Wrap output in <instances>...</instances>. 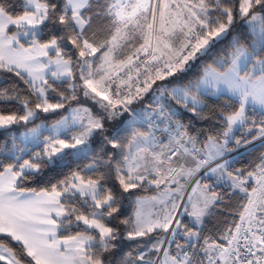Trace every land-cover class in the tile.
I'll return each instance as SVG.
<instances>
[{"label": "snow or ice", "instance_id": "6c2138e0", "mask_svg": "<svg viewBox=\"0 0 264 264\" xmlns=\"http://www.w3.org/2000/svg\"><path fill=\"white\" fill-rule=\"evenodd\" d=\"M0 262L264 264V0H0Z\"/></svg>", "mask_w": 264, "mask_h": 264}, {"label": "trees", "instance_id": "16d2710c", "mask_svg": "<svg viewBox=\"0 0 264 264\" xmlns=\"http://www.w3.org/2000/svg\"><path fill=\"white\" fill-rule=\"evenodd\" d=\"M223 102L224 101L222 98L219 101H217L216 97H211L207 100L209 107H213L217 103H223ZM51 122L52 121L50 120L49 123ZM185 122L186 123L188 122V114H186L185 116ZM193 125L197 129L204 128L207 126V122L193 121ZM254 158H255L254 156H247V155H245L244 157L238 156L237 159L239 160V163L237 164V167L247 166L248 162L254 160ZM30 186L39 188V187H44L46 185H42V184L38 185L36 183H33ZM156 192L157 190L155 188H151L146 191L138 190L137 194L141 196H150V195L155 194ZM243 197H244L243 193H237L231 198L229 202H226V208L228 212L227 215L224 214L225 205L218 206V210L216 211V214L207 219L206 230H215L217 227H223L225 224V221H227L228 223H231L233 220L238 221L239 219L238 213L239 211H241V208L239 207V205L245 202ZM134 207L135 205L130 202L127 207L128 213H131L134 210ZM0 264H3V262H0Z\"/></svg>", "mask_w": 264, "mask_h": 264}, {"label": "crops", "instance_id": "0c3cea01", "mask_svg": "<svg viewBox=\"0 0 264 264\" xmlns=\"http://www.w3.org/2000/svg\"><path fill=\"white\" fill-rule=\"evenodd\" d=\"M155 194H157V192H156ZM155 194H153V195H150V196H154Z\"/></svg>", "mask_w": 264, "mask_h": 264}, {"label": "rangeland", "instance_id": "374dc122", "mask_svg": "<svg viewBox=\"0 0 264 264\" xmlns=\"http://www.w3.org/2000/svg\"><path fill=\"white\" fill-rule=\"evenodd\" d=\"M20 131H23V129H20ZM156 195V194H155ZM150 197V196H149Z\"/></svg>", "mask_w": 264, "mask_h": 264}]
</instances>
